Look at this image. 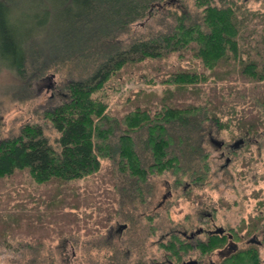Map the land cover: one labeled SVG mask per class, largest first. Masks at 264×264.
<instances>
[{"label": "trees", "instance_id": "1", "mask_svg": "<svg viewBox=\"0 0 264 264\" xmlns=\"http://www.w3.org/2000/svg\"><path fill=\"white\" fill-rule=\"evenodd\" d=\"M153 1L0 0L1 68L13 70L20 78L36 79L57 66L58 60L73 62L67 68L70 74L63 101L44 113L58 133L56 143H51L39 124H26L19 135L0 140V181L4 186L0 192L24 184L41 187L52 184L59 189L63 202L71 204L67 195L71 198L79 195L72 183L97 173L103 159H111L115 152L119 156L118 169L135 178L136 189L150 174L171 171L179 180V173L186 169H194L192 176L201 168L209 170V164L205 163L208 155L201 156L203 164L198 167L190 165V158L200 157L199 141L195 140L191 150L181 147L180 156L175 153L178 143L173 141L179 137L170 130L179 124L188 130L199 119L200 122L211 120L221 127L231 125V121L222 120L224 116L218 113L221 98L225 101L227 95L233 94L224 92L227 86L218 89L217 84L231 79V75L233 79L264 82V0L257 9L238 0H219V4L213 0H196L202 10L200 20L189 21L187 18L192 17L176 14V23L169 31L123 44L120 34L132 23L149 16ZM43 35L55 42L51 48L44 41V45L37 42L35 36ZM55 39L64 45L59 47ZM37 56L42 57L39 64ZM169 57L178 60L180 66L173 65L174 68L167 70L173 62L160 61ZM185 61L192 64V69L184 67ZM141 63L140 71L131 67ZM126 70L128 80L134 76V70L152 80L151 83L161 80L166 85V92L157 97L155 106L136 103L119 114L109 109L112 89L118 88L116 83ZM209 80L216 86H210L211 92L205 97ZM229 88L236 91L235 86ZM180 92L184 96L178 98ZM262 94L256 99L264 104ZM135 98L136 93L127 101ZM249 111L253 115V109ZM244 117L242 114L238 118L241 136L257 137L260 127H264L261 117L255 115L250 123ZM140 132L145 133L144 147L153 158L149 165L144 164L136 146ZM118 133L115 147L111 139ZM21 198L20 193L19 202ZM2 212V225L11 227L23 221L16 217L12 222L11 214ZM252 222L246 225L243 220L241 229L258 231L263 227L264 217ZM7 231L15 233L14 228ZM210 242L204 246L206 249H214L225 241L220 234H214ZM164 247L172 255L180 256L176 242ZM259 247L250 244L240 248L219 264H263Z\"/></svg>", "mask_w": 264, "mask_h": 264}, {"label": "rangeland", "instance_id": "2", "mask_svg": "<svg viewBox=\"0 0 264 264\" xmlns=\"http://www.w3.org/2000/svg\"><path fill=\"white\" fill-rule=\"evenodd\" d=\"M162 1L165 0H154L149 10L150 15L132 23L126 32L120 34L119 40L126 45L134 38L167 32L176 23V14L192 17L187 18L189 21L201 19L202 10L197 7L196 0H177L167 7H160ZM238 1L246 3L252 9L260 8L262 3V0ZM213 3L219 4V0H213ZM35 38L37 42L43 45L46 43L49 47L55 43L44 35ZM55 40L59 47L64 45L58 39ZM37 58L36 63L39 64L42 57ZM70 61L71 59L58 60L57 66L36 79L29 76L20 78L13 70L0 67V140L19 135L26 124H39L44 128L51 143H56L58 133L44 117V113L63 101L66 94L65 82L70 74L67 68L73 64ZM160 62H173L167 70L174 68L173 65L180 66L174 57ZM30 64L33 66V61ZM182 64L192 69V64L186 61ZM142 66L143 63L131 67L140 71ZM127 70L116 83L118 88L112 89L110 94L109 109L115 114L136 103L155 106L159 99L157 97L166 92V85L161 80L151 83L152 80H147L134 70V76L128 80ZM235 75L237 76V73ZM230 78L217 85L218 89L227 86L224 92L233 94L227 95L225 101L221 98L218 113L224 116L222 120L231 121V125L221 127L211 120L200 122L199 119L188 126V130L181 124L173 129L171 127L170 130V133L179 137L173 140L178 143L175 153L180 154L181 147L185 149V146L186 150H191L195 140L199 141L200 157L189 159L191 167L203 164L201 156L208 155L205 163L209 164V170H198L202 175H206L201 187L191 189L188 195L184 192V186L194 170L186 169L179 173V180L171 171L150 174L146 182L140 183L141 187L136 189L135 178L131 174H122L118 169L119 156L115 152L111 159H103L102 167L97 173L72 183L71 187L75 186L79 195L77 198L67 195L71 204L63 202L59 189L52 184L41 187L31 183L12 187L6 192L1 191L2 214L5 210L11 214L9 220L12 222H15L13 219L16 217L23 221L15 222L14 226L9 227L10 224L2 225L3 219L1 220L0 216V264H160L167 257L173 260L178 257L172 255L164 244L174 241L179 248L180 241L173 234L177 229L192 231L200 226L198 215L201 211L213 212L214 223L231 232L237 230L240 232L238 237L251 236L252 232L241 229V226L243 220H246L247 225L253 223L256 218L264 217V134L260 136L264 127H260L261 133L257 134L258 145L238 150L239 154L228 166V171H222L224 158L219 157V151H216L210 138L230 141L240 137L241 122H238V118L242 114L245 116L244 120L247 119L249 123L254 121L255 115L261 117L264 122V104L256 99L262 93L264 95V82L257 83L240 77L233 79L234 75ZM212 85V80L205 85V97L211 92ZM232 86L236 87V91H231L229 87ZM171 88L175 86L172 85ZM135 93L137 98L132 102L127 101V98H133ZM235 94L236 97L233 98ZM181 96H184V93H178V98ZM249 108L253 109V115ZM118 137L119 133L111 139L115 147ZM145 138L144 132L137 134L136 146L144 164L149 165L153 163V158L144 147ZM2 183L3 181H0V190L4 187ZM169 189L172 190V196L159 206L162 196ZM38 190L42 193H38ZM20 193L23 199L19 202ZM19 204L21 206L17 207ZM123 224L126 226L118 231ZM202 226L213 228L210 222H205ZM11 228H14L15 233L7 231ZM258 232L261 233L260 230ZM263 236L261 233L260 238ZM225 242L214 246V249L204 250H208V254L215 248L222 247ZM259 248L264 264V246ZM179 249V258H196L200 254L197 247L192 248L189 245ZM204 259L209 261L208 257ZM215 259L217 260V257L213 255L212 260Z\"/></svg>", "mask_w": 264, "mask_h": 264}, {"label": "flooded vegetation", "instance_id": "3", "mask_svg": "<svg viewBox=\"0 0 264 264\" xmlns=\"http://www.w3.org/2000/svg\"><path fill=\"white\" fill-rule=\"evenodd\" d=\"M177 0H165L164 2L159 4L160 7H167L171 3ZM210 142L215 145L216 151H219V157L221 159L224 158V161L221 165L222 171H228L227 168L228 166L231 165L232 162H234V158L236 155H238V150L241 148H248L250 149L251 145H258L259 139L258 137H251L247 136H240L238 138L232 139L230 141L220 139L216 140L215 138H210ZM205 169V168H203ZM206 175H202L201 172H197L193 174V176L186 182L184 186V192L188 195V193H191V189L196 188V187H201L202 182H203V177ZM207 180V179H206ZM171 185V184H170ZM170 187V186H169ZM172 196V190L169 189L163 196L162 199L159 202V206L163 205L167 200L170 199ZM198 220L199 223L201 224L197 228H195L192 231L188 230H180L177 229V232H175L173 235L178 239L179 246L180 248H186L187 245L191 246L192 248L197 247L199 249V256L196 258H175L174 260L167 257L165 261H163L160 264H189L190 261H194L193 264H219L223 258L231 255L235 251H238L240 248L246 246H249L250 244L256 245V246H261L264 243V236L260 238V234H264V226L261 227L259 230L261 233L258 231L252 232L251 236H246V238L243 236L240 238L238 237L239 233L237 230L235 232H231L224 228L223 226H217L214 223V217H213V212L207 211L206 213L204 211H201L200 214L198 215ZM208 222H210L213 225V228H205L204 225ZM218 228H223L225 229L223 233H215L214 231ZM123 228L120 226L118 228V231H121ZM214 234H220L222 236V239L226 241L222 247L215 248V250L210 251L207 254L208 250L205 247L211 244V236ZM204 236V237H202ZM239 238V239H238ZM245 242V243H244ZM243 244V245H241ZM205 246V247H204ZM242 246V247H241ZM212 252V253H211ZM216 256L217 260H212V256ZM204 257H208L209 261H206ZM181 259V260H180ZM219 262V263H218Z\"/></svg>", "mask_w": 264, "mask_h": 264}, {"label": "water", "instance_id": "4", "mask_svg": "<svg viewBox=\"0 0 264 264\" xmlns=\"http://www.w3.org/2000/svg\"><path fill=\"white\" fill-rule=\"evenodd\" d=\"M125 226H126V225L123 224V225H122V228H124ZM224 230H225V229H223V228H218V229H216L214 232H215V233H223ZM193 263H194V261H190V262H189V264H193Z\"/></svg>", "mask_w": 264, "mask_h": 264}]
</instances>
